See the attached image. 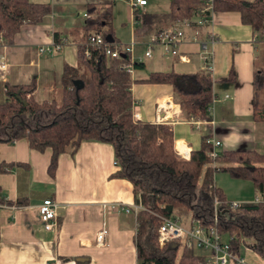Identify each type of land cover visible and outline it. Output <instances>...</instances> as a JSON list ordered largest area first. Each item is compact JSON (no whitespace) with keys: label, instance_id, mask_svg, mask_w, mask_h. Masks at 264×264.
Returning <instances> with one entry per match:
<instances>
[{"label":"crops","instance_id":"crops-1","mask_svg":"<svg viewBox=\"0 0 264 264\" xmlns=\"http://www.w3.org/2000/svg\"><path fill=\"white\" fill-rule=\"evenodd\" d=\"M32 1L48 3L51 11L41 22H23L10 42L5 37L0 41V63H6L0 66V102L6 98V83L31 81L36 85L31 92L36 100L59 99L64 66L84 70L78 46L87 37L86 19L110 8L111 17L103 20L100 29H109L110 40L121 43L117 22L124 24L128 28L125 39L135 41L133 60L143 63L130 74L134 118L169 124L175 150L186 152L184 157L198 148L204 137L219 139L220 150L263 149L264 121L253 117L252 96L254 70L264 67V42L258 30L241 20L239 11L214 10L209 24L200 29L196 39L181 42L177 54L156 45L150 56H137V46L146 47L152 33L135 34V27L141 24L138 14L164 13L169 0H146L135 7L131 0ZM88 5H93L94 12L87 10ZM187 32L193 34L190 29ZM54 42H60L61 47L55 48ZM40 46L49 50L39 51ZM208 55L214 97L210 119L193 122L186 117L171 83L143 80L151 71L192 73L206 69ZM51 154L50 147L38 150L24 138L0 143V159L10 163L0 174L1 193L11 201L0 204V264H138L136 214L111 210L104 204L119 201L131 206L140 202L131 181L115 175L120 166L115 163L112 144L82 140L74 153L58 155L53 174L48 170ZM46 197L60 202L50 227L42 222L38 207ZM102 225L108 232L99 245L95 235ZM241 255L245 264H264V258L249 246L245 245Z\"/></svg>","mask_w":264,"mask_h":264},{"label":"trees","instance_id":"trees-1","mask_svg":"<svg viewBox=\"0 0 264 264\" xmlns=\"http://www.w3.org/2000/svg\"><path fill=\"white\" fill-rule=\"evenodd\" d=\"M203 2L169 0V9L164 13L138 14L141 24L135 27V34L164 30L191 16ZM213 5L214 10H237L244 23L264 30V0H214ZM87 10L94 12L93 5H88ZM50 11V5L45 2L0 0V32L10 42L23 22H41ZM110 17L111 10L107 8L86 19L87 37L78 46V60L84 70L64 66L59 99L33 98L34 81L5 84L6 98L0 102V143L24 138L30 147L38 150L50 147L48 170L52 174L58 155L63 151L74 153L82 140L111 143L115 162L120 166L115 175L131 181L136 200L143 205L136 213L138 264H206L202 253L185 244H159V215L171 216L176 208H183L189 211L188 218L209 224L213 221L214 197L222 201L216 225L227 239L229 249L240 254L241 247L246 245L264 258V202H242L232 209L214 181L215 171L224 169L234 177L251 180L255 190L264 194V148L262 151L220 150L215 158L219 164L213 166L208 164L210 144L205 137L188 157H182L175 150L169 124L134 118L130 88L133 78L122 65L129 61V55L121 53L113 57L103 47L95 46L89 47L90 57L84 55L88 36L94 30L111 46L118 44L106 38L109 29H100L103 20ZM55 39L59 41L56 34ZM142 65L133 61L134 67ZM75 79H81L83 85L77 88ZM143 80L171 83L174 98L186 117L211 118L212 75L207 69L192 73L151 71ZM252 106L254 119L264 121V67L255 68L253 73ZM9 166L10 163L0 159V174ZM10 202L2 195L0 186V204Z\"/></svg>","mask_w":264,"mask_h":264},{"label":"built area","instance_id":"built-area-1","mask_svg":"<svg viewBox=\"0 0 264 264\" xmlns=\"http://www.w3.org/2000/svg\"><path fill=\"white\" fill-rule=\"evenodd\" d=\"M214 0H204V2L194 10L193 14L189 17H184L179 21H176L168 28L161 30L159 32H152L146 40V48L144 54L150 56L151 52L156 45L163 46L164 50L177 54L179 44L187 39H196L200 29L205 27L211 21V16L214 11ZM146 0H131L130 4L132 7L136 5L145 4ZM85 16H89L87 12L84 13ZM188 29L193 31L191 36L188 35ZM258 35H263L264 30H258ZM4 39L3 33L0 32V41ZM262 39V37H261ZM135 41L131 40L129 43L121 44L118 43L115 46H111V43L105 39V37L97 32L92 31L87 39L86 47L84 49L85 57H90L91 50L90 46L103 47L105 53L113 56L119 57L121 53H127L130 57L129 61L123 62V68L130 74L134 70L133 66V52H134ZM205 46V43L202 42ZM55 48H60V42H54ZM49 50V47H39V51ZM1 67H5L6 63L1 62ZM211 58L210 55L207 56L206 69L211 72ZM214 97H212L213 103ZM212 108V107H211ZM134 116V114H133ZM190 119L193 122L199 120V118L191 116ZM206 142L210 144V148L207 150V155L210 160L214 161L213 166H217L215 158L220 152L221 141L215 137H206ZM177 151V150H176ZM180 152V154L178 153ZM178 154L183 156L186 154L184 151L178 149ZM116 163V162H115ZM221 200L218 197L213 199V221L209 224H203L197 219H188L185 222L182 218L177 215H159L160 224L158 226V242L163 245L167 242L182 243L185 244L190 249H202L204 251V259L206 264H245V260L241 254H235L229 249V244L226 238L220 233L216 222L219 212V206ZM230 208H237L242 202L238 201H226ZM251 202H264V194L258 192L255 198ZM111 210H125L133 212L136 214L137 211L143 208L141 202L134 203L131 206L125 205L119 201H112L104 203ZM39 213L42 222L50 227L52 225V220L56 217L58 213V208L60 207V202L52 197H46L39 204ZM108 232L106 225H102L100 229L96 232L95 240L96 243L101 245L105 242V237ZM53 264V263H51Z\"/></svg>","mask_w":264,"mask_h":264},{"label":"rangeland","instance_id":"rangeland-1","mask_svg":"<svg viewBox=\"0 0 264 264\" xmlns=\"http://www.w3.org/2000/svg\"><path fill=\"white\" fill-rule=\"evenodd\" d=\"M152 2H156V0H152ZM160 4L164 5V3H160ZM125 7H126V9H128L127 6H125ZM117 24H118V28L116 29V32H117L116 34H118L120 36V38L122 40L121 44L129 43L131 40L125 39V38H128L127 37L128 36V28L124 24H121V22H117ZM261 37H262V40L264 42L263 35H260V38ZM144 48H146V47L137 46V49H136V51H138L137 56H140L141 54L144 53V50H145ZM262 150H260V151H262ZM213 162L214 161L210 160L208 162V164L213 165L212 164ZM206 165L207 164H205L204 166H206ZM214 181L224 192L225 198L227 201L250 202V201H253V199L255 198V195L257 194L255 191L254 184L251 180L234 177L229 173V171L224 170V169H217L215 171ZM188 212L189 211H187L183 208H176L175 209V213H176L175 215L182 218L185 222H187L189 219L187 216ZM244 247H245V245H243L241 247L240 254L242 253V250L244 249ZM195 251L198 253L204 252L202 249H199V248H196Z\"/></svg>","mask_w":264,"mask_h":264},{"label":"water","instance_id":"water-1","mask_svg":"<svg viewBox=\"0 0 264 264\" xmlns=\"http://www.w3.org/2000/svg\"><path fill=\"white\" fill-rule=\"evenodd\" d=\"M107 39H110V35H107L106 37ZM74 85L79 88L83 85V81L81 79H75L74 80Z\"/></svg>","mask_w":264,"mask_h":264}]
</instances>
